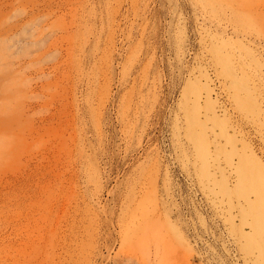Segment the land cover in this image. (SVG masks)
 <instances>
[{
	"label": "rangeland",
	"instance_id": "rangeland-1",
	"mask_svg": "<svg viewBox=\"0 0 264 264\" xmlns=\"http://www.w3.org/2000/svg\"><path fill=\"white\" fill-rule=\"evenodd\" d=\"M0 264H264V0H0Z\"/></svg>",
	"mask_w": 264,
	"mask_h": 264
},
{
	"label": "bare ground",
	"instance_id": "bare-ground-1",
	"mask_svg": "<svg viewBox=\"0 0 264 264\" xmlns=\"http://www.w3.org/2000/svg\"><path fill=\"white\" fill-rule=\"evenodd\" d=\"M214 50H215V51H214ZM214 50H213V51H214V53H215V52H216V49L214 48Z\"/></svg>",
	"mask_w": 264,
	"mask_h": 264
}]
</instances>
